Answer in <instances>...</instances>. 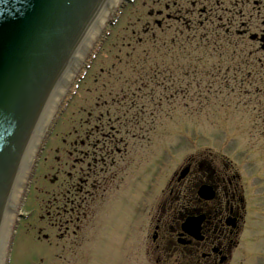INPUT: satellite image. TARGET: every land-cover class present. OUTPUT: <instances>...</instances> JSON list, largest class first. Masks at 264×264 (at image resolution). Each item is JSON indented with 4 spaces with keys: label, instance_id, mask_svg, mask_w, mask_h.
<instances>
[{
    "label": "flooded vegetation",
    "instance_id": "flooded-vegetation-1",
    "mask_svg": "<svg viewBox=\"0 0 264 264\" xmlns=\"http://www.w3.org/2000/svg\"><path fill=\"white\" fill-rule=\"evenodd\" d=\"M142 6L126 47L146 46L150 100H137L141 89L130 87L108 89L109 103L98 97L69 132L68 150L55 151L52 177L38 182L37 208L20 221L36 212L37 242L82 244L89 259L108 211L124 210L115 217L119 238L110 241L123 264H138L140 250L152 264H231L257 223L264 264V150L244 151L242 169L218 155L190 157L161 178L154 152L139 147L153 140L160 107L184 103L190 92L198 102L203 91L237 98L231 107L243 108L245 137L264 140V0Z\"/></svg>",
    "mask_w": 264,
    "mask_h": 264
},
{
    "label": "rangeland",
    "instance_id": "rangeland-1",
    "mask_svg": "<svg viewBox=\"0 0 264 264\" xmlns=\"http://www.w3.org/2000/svg\"><path fill=\"white\" fill-rule=\"evenodd\" d=\"M145 2L146 0H130L129 4L125 2L123 6L117 7L111 17L112 21L106 23L82 68L67 88L43 136L40 149L37 155H34L35 163L28 161L33 166L31 174L29 176L27 174L26 177L24 175L23 184L22 181L19 184L18 177L13 182V185L16 183L18 190H21L18 204L21 206L20 214H28L37 208L39 180L43 175H47L48 179L52 177L50 168L53 158L57 155L55 151L68 150L67 144L64 143L70 142L69 132L74 126L77 127L79 122L84 121L98 97L100 103L103 101L109 103L111 97L108 95V89L114 95L120 93L121 89L130 87V91L141 89L137 94V100L143 102L150 100L146 46H139L133 51L126 47L132 40L131 32L137 29L136 20L146 13L145 7L142 6ZM138 28L140 29V25ZM60 77L61 73L56 77L55 83ZM139 80H145L144 84ZM104 85H108L109 88L102 91ZM194 94L188 93V98L179 105L158 108V121L155 120L153 140L147 147L139 144L143 150L154 152L155 170L159 171L156 177L162 178V172L168 174L169 170L172 173L183 160L200 155L202 157L218 155L223 160L232 159L235 165L242 169L244 151L264 150L263 139L249 140L245 137L243 108H239L237 112L231 107L238 103L237 98H232L231 95L227 97L226 93L217 97L214 92L203 91L197 102ZM37 127L40 129L39 124ZM82 136L78 139L83 140ZM26 157L22 158L18 171L22 174L27 167ZM140 157L143 159V152ZM123 214L124 210L108 211L106 226L103 229L105 236L99 240L102 243L93 246L89 259L84 258L87 249L82 244L63 248L59 243L56 248L53 244L37 242L41 234L37 233L38 228L35 226L36 212L31 219L19 222L16 219L5 264H123L120 260L121 248L113 243L115 241L110 242L111 239L119 238V231L114 227L115 217H121ZM255 224L257 227L249 231V237L241 238L231 264H263L259 226ZM42 233L49 234L47 231ZM138 264H152L144 257L142 250L139 251Z\"/></svg>",
    "mask_w": 264,
    "mask_h": 264
},
{
    "label": "water",
    "instance_id": "water-1",
    "mask_svg": "<svg viewBox=\"0 0 264 264\" xmlns=\"http://www.w3.org/2000/svg\"><path fill=\"white\" fill-rule=\"evenodd\" d=\"M92 1L0 0V207L12 192L37 106Z\"/></svg>",
    "mask_w": 264,
    "mask_h": 264
},
{
    "label": "bare ground",
    "instance_id": "bare-ground-1",
    "mask_svg": "<svg viewBox=\"0 0 264 264\" xmlns=\"http://www.w3.org/2000/svg\"><path fill=\"white\" fill-rule=\"evenodd\" d=\"M121 1L122 0H93L85 13L80 27L76 30L74 44L71 49L67 51L65 58H63V64H61L56 73V77L60 73L61 77L56 83L54 82V84H52L49 96L44 100L41 99L37 106L38 109L36 108L37 110L35 113L37 114L42 104L38 118L32 129V134L37 130L38 132L34 135L31 134L23 144L22 150L24 151V157L27 156L25 159L27 167L25 168L24 174L18 172L17 177L19 178V184L21 181L23 184L24 175L26 177L29 172L34 155L37 154L36 151L40 149L43 136L61 104L67 88L78 71L82 68L91 48ZM32 118H34V116ZM38 124L40 129L37 127ZM28 161L31 163L29 164ZM17 186L16 183L12 186V192L6 201H3L4 203H2L0 207V264H5L10 239L14 231L16 217L13 209L19 202L21 192V190H18Z\"/></svg>",
    "mask_w": 264,
    "mask_h": 264
},
{
    "label": "trees",
    "instance_id": "trees-1",
    "mask_svg": "<svg viewBox=\"0 0 264 264\" xmlns=\"http://www.w3.org/2000/svg\"><path fill=\"white\" fill-rule=\"evenodd\" d=\"M141 76L143 77V75H141ZM139 81L144 84L145 80H139ZM147 83L149 84V80L148 79H147Z\"/></svg>",
    "mask_w": 264,
    "mask_h": 264
}]
</instances>
